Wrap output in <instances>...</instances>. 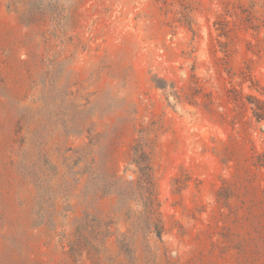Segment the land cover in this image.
I'll list each match as a JSON object with an SVG mask.
<instances>
[{
	"label": "rangeland",
	"instance_id": "374dc122",
	"mask_svg": "<svg viewBox=\"0 0 264 264\" xmlns=\"http://www.w3.org/2000/svg\"><path fill=\"white\" fill-rule=\"evenodd\" d=\"M250 96L264 0H0V264H264Z\"/></svg>",
	"mask_w": 264,
	"mask_h": 264
},
{
	"label": "trees",
	"instance_id": "16d2710c",
	"mask_svg": "<svg viewBox=\"0 0 264 264\" xmlns=\"http://www.w3.org/2000/svg\"><path fill=\"white\" fill-rule=\"evenodd\" d=\"M225 33V31H224ZM248 102L252 105L254 116L258 121L264 120V103L256 99L255 97H248ZM131 157V164L137 168L138 174V187L145 199L149 200L150 203L155 201L156 198V186L153 177V169L150 162V154L145 151L144 142L138 141V143L133 147V152Z\"/></svg>",
	"mask_w": 264,
	"mask_h": 264
}]
</instances>
